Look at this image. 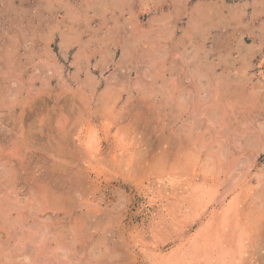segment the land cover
Here are the masks:
<instances>
[{
	"label": "rangeland",
	"instance_id": "rangeland-1",
	"mask_svg": "<svg viewBox=\"0 0 264 264\" xmlns=\"http://www.w3.org/2000/svg\"><path fill=\"white\" fill-rule=\"evenodd\" d=\"M0 264H264V0H0Z\"/></svg>",
	"mask_w": 264,
	"mask_h": 264
},
{
	"label": "bare ground",
	"instance_id": "bare-ground-1",
	"mask_svg": "<svg viewBox=\"0 0 264 264\" xmlns=\"http://www.w3.org/2000/svg\"><path fill=\"white\" fill-rule=\"evenodd\" d=\"M135 25H136V24H135ZM120 31H121V30H120ZM140 42H141V41H140ZM137 43H138V42H137ZM128 50H129V49H128ZM129 51H130V50H129ZM130 52H131V51H130ZM167 52H168V51H166V54H168ZM171 55H172V54H171ZM129 56H131V55L129 54ZM129 56H128V58H129ZM177 96H178V95H177ZM178 97H179V96H178ZM181 97H182V96H181ZM179 99H180V98H179ZM183 104L186 105L187 103H186V104L183 103ZM192 104H193V103H192ZM180 105H181V104H180ZM194 105H195V104H194ZM181 107H182V106H181ZM215 107H216V106H215ZM178 110H179V109H178ZM180 110H181V109H180ZM189 116H190V115H189ZM193 118H194V117H193ZM232 122H233V121H232ZM191 127H192V126H191ZM190 132H192V131H190ZM199 140H200V139H199ZM255 141H256V140H255ZM255 141H254V142H255ZM186 144H187V143H186Z\"/></svg>",
	"mask_w": 264,
	"mask_h": 264
}]
</instances>
